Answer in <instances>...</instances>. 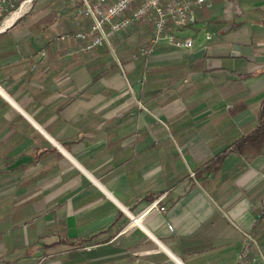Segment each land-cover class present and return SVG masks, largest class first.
Instances as JSON below:
<instances>
[{"label": "crops", "instance_id": "0c3cea01", "mask_svg": "<svg viewBox=\"0 0 264 264\" xmlns=\"http://www.w3.org/2000/svg\"><path fill=\"white\" fill-rule=\"evenodd\" d=\"M75 1L0 33V264H264V154L229 151L264 101V0L196 9L191 50L140 56L132 25L123 68L80 50Z\"/></svg>", "mask_w": 264, "mask_h": 264}, {"label": "built area", "instance_id": "2783aa9c", "mask_svg": "<svg viewBox=\"0 0 264 264\" xmlns=\"http://www.w3.org/2000/svg\"><path fill=\"white\" fill-rule=\"evenodd\" d=\"M26 0H0V33L20 17H23L30 9L22 13L20 17L11 23H6L13 14L21 10ZM31 6V2H30ZM211 7L210 0H80V7L76 11L74 24L77 31L73 38L81 41L84 46L82 52H90L106 45L113 55L114 50L110 45V39L123 33L130 26L149 20L152 23L150 45L140 47L138 55L148 57L153 49L161 43L182 50H191L194 41L182 34L190 26L196 23V9ZM87 20L86 30L80 29L81 18ZM80 18V20H79ZM209 39V37H207ZM117 64L119 62L116 59ZM120 67V66H119ZM163 197L152 202L146 212L162 214L165 208L160 206ZM167 229L172 232V226ZM245 243L253 242L254 238L242 232Z\"/></svg>", "mask_w": 264, "mask_h": 264}, {"label": "trees", "instance_id": "16d2710c", "mask_svg": "<svg viewBox=\"0 0 264 264\" xmlns=\"http://www.w3.org/2000/svg\"><path fill=\"white\" fill-rule=\"evenodd\" d=\"M229 148V151L247 160H252L264 154V101L261 105L257 125L254 130L233 143ZM226 153L227 151H222L215 159L211 160L209 164L216 166L217 163L224 158Z\"/></svg>", "mask_w": 264, "mask_h": 264}, {"label": "rangeland", "instance_id": "374dc122", "mask_svg": "<svg viewBox=\"0 0 264 264\" xmlns=\"http://www.w3.org/2000/svg\"><path fill=\"white\" fill-rule=\"evenodd\" d=\"M78 3H79L78 1H75L74 4H73V6H71L68 10H73L74 7H75V5L78 6V8H79V7H80V4H78ZM88 23H89V22H88L87 20H84V23H83V24L87 26ZM141 24H142V26H143V27H142V28H143L142 31L144 32L145 35H146V33L149 34V33L152 32V23H151L149 20H145L144 23H141ZM144 29H145V30H144ZM149 35H150V34H149ZM115 36H116V35H115ZM115 36H114V37H115ZM146 36H147V35H146ZM111 40H112V38L110 39V41H111ZM136 48H137V47H136ZM113 50H114V54H115V55H113V54H111V53L109 52V54H110L109 56H110L111 61H116V59L119 58V57L117 58V49L113 48ZM93 51H94V50H93ZM93 51H90L89 53H86L85 55L88 57V55H92V52H93ZM118 62L121 64V66H122V68H123V65H122V62H120V59H118ZM112 63H113V62H112ZM119 77H120L121 84L124 85V84H125V79H124L123 75H120ZM118 81H119V80H118V78H117V84H118ZM105 83H107V82H105ZM102 84H104V83L102 82Z\"/></svg>", "mask_w": 264, "mask_h": 264}, {"label": "bare ground", "instance_id": "6f19581e", "mask_svg": "<svg viewBox=\"0 0 264 264\" xmlns=\"http://www.w3.org/2000/svg\"><path fill=\"white\" fill-rule=\"evenodd\" d=\"M30 1L31 0H26V2L22 5L21 10L13 14L12 17L6 21V23H11L14 19L20 17L22 13H25L30 7Z\"/></svg>", "mask_w": 264, "mask_h": 264}]
</instances>
